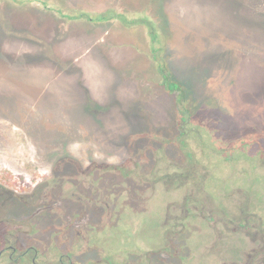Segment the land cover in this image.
<instances>
[{
    "label": "rangeland",
    "instance_id": "rangeland-1",
    "mask_svg": "<svg viewBox=\"0 0 264 264\" xmlns=\"http://www.w3.org/2000/svg\"><path fill=\"white\" fill-rule=\"evenodd\" d=\"M109 9L120 18L66 17ZM92 162L95 177L75 176ZM157 169L188 177L153 198L143 180ZM8 175L16 210L85 208L77 196L92 182L98 202L137 214L119 230L157 237L162 212L175 214L177 262L186 253L191 264L247 261L260 244L248 231L264 223V0H0V177ZM155 208V217L144 212Z\"/></svg>",
    "mask_w": 264,
    "mask_h": 264
},
{
    "label": "flooded vegetation",
    "instance_id": "flooded-vegetation-1",
    "mask_svg": "<svg viewBox=\"0 0 264 264\" xmlns=\"http://www.w3.org/2000/svg\"><path fill=\"white\" fill-rule=\"evenodd\" d=\"M47 10L51 7L43 3ZM107 13L91 15L90 17L77 15H67L66 17L73 20H81L85 17L87 20H96L104 22L111 20L112 17L120 18V14L109 9ZM53 11V10H51ZM115 13V15H113ZM65 17V16H64ZM57 19H63L57 15ZM102 163V162H100ZM157 164V162H156ZM102 166L101 164H98ZM104 166V165H103ZM107 167V166H106ZM124 167V166H123ZM122 167V168H123ZM87 168V167H85ZM89 171L78 170L75 176L90 174L94 176L98 166L92 162L88 166ZM124 170V169H122ZM92 171V173H91ZM68 172L63 171V174ZM79 174V175H78ZM160 174V171L154 170L153 175H144V183L152 184L153 198L156 195L159 186H175L181 187L184 183L182 180L188 175L184 171L168 172ZM95 177V176H94ZM177 180V181H176ZM78 180L77 182H79ZM176 181V182H172ZM67 182V181H65ZM62 181V183H65ZM76 183V182H74ZM84 183V182H83ZM61 184V183H60ZM185 184V183H184ZM44 185V186H43ZM40 187H45V182ZM81 185V183H79ZM76 184L77 189L80 186ZM46 188V187H45ZM88 192H81L83 196H77V202L85 206V208L74 207L69 211L62 209H37L39 213L32 214V210L19 209L16 210V183L8 176L0 177V264H191V256L184 254L180 258L182 261L177 262L178 246L174 235L181 233L183 230L177 231L175 214L165 210L160 216L162 230L157 233V237L151 234L137 235L132 229L127 233L117 228L118 221L126 219H134L133 215L123 209V204L120 208L112 205L108 200L98 202V197L103 196V191L92 182H88ZM34 189V190H35ZM18 191V190H17ZM80 192V191H78ZM33 193V192H32ZM77 193V192H76ZM75 194V193H73ZM121 194H126L123 191ZM78 195V194H77ZM191 192L186 191L185 199L181 209L185 212L184 215L179 214L180 219H187L190 215L187 203L191 199ZM156 198V197H155ZM70 200L73 198H69ZM200 202V201H199ZM64 206V205H63ZM96 206L97 209L93 212L88 210V207ZM3 207V208H2ZM66 207V205H65ZM28 208V207H27ZM158 208L151 212H146L149 216L155 217ZM200 209H204L202 206ZM16 211L20 213L17 214ZM173 211H177L173 209ZM188 211V212H187ZM245 209L242 208L241 212ZM143 211H139L141 214ZM36 216L32 218L31 216ZM85 215V216H83ZM101 215V217H100ZM19 216V217H18ZM65 216H68V220ZM81 216H83L81 218ZM85 217V218H84ZM74 218L75 221L70 220ZM172 220H170V219ZM32 219V220H31ZM34 219V221H33ZM233 220V219H232ZM127 221V220H126ZM185 230L188 229L186 224H183ZM262 229H257L256 232L248 231V235L252 236V241L260 242L258 249H255L253 255H247V261H233L232 264H264V223L260 226ZM252 232V233H251ZM136 237V238H135ZM139 238V239H137ZM119 240L118 247L112 251L113 240ZM137 239V240H136ZM185 248L191 249V240H185Z\"/></svg>",
    "mask_w": 264,
    "mask_h": 264
},
{
    "label": "trees",
    "instance_id": "trees-1",
    "mask_svg": "<svg viewBox=\"0 0 264 264\" xmlns=\"http://www.w3.org/2000/svg\"><path fill=\"white\" fill-rule=\"evenodd\" d=\"M81 16H85V17H90L91 15L90 14H88V13H81V14H79L78 16H75L76 18H78V17H81ZM155 35V34H154ZM155 37V36H154ZM165 86L167 87V89H169L170 91H175V90H178L179 89V87H180V84H179V82H177V81H170V80H166L165 81Z\"/></svg>",
    "mask_w": 264,
    "mask_h": 264
},
{
    "label": "crops",
    "instance_id": "crops-1",
    "mask_svg": "<svg viewBox=\"0 0 264 264\" xmlns=\"http://www.w3.org/2000/svg\"><path fill=\"white\" fill-rule=\"evenodd\" d=\"M101 12H102V11H101ZM88 21L90 22V24H97V21H96V20H92V21L88 20ZM88 21H87V22H88ZM68 26H69V25H68ZM75 31H76V30H75V28H74V29H73V32H75ZM89 32H90V30H89ZM90 34H91V32H90ZM89 41L94 43V39H93V38H89ZM70 48H71V49H72V48L74 49V48H75V45H74V46H71V45H70ZM102 53H103V52H102Z\"/></svg>",
    "mask_w": 264,
    "mask_h": 264
}]
</instances>
